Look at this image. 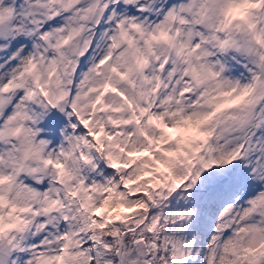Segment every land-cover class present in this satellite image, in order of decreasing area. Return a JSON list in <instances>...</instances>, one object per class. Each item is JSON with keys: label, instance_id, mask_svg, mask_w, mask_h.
Segmentation results:
<instances>
[{"label": "snow or ice", "instance_id": "obj_1", "mask_svg": "<svg viewBox=\"0 0 264 264\" xmlns=\"http://www.w3.org/2000/svg\"><path fill=\"white\" fill-rule=\"evenodd\" d=\"M0 264H264V0H0Z\"/></svg>", "mask_w": 264, "mask_h": 264}]
</instances>
